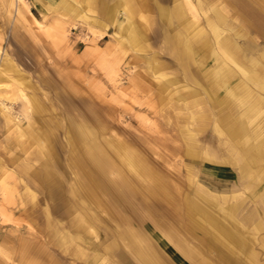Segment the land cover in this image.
I'll return each mask as SVG.
<instances>
[{
  "label": "rangeland",
  "instance_id": "rangeland-1",
  "mask_svg": "<svg viewBox=\"0 0 264 264\" xmlns=\"http://www.w3.org/2000/svg\"><path fill=\"white\" fill-rule=\"evenodd\" d=\"M259 31L264 0H0V264H264Z\"/></svg>",
  "mask_w": 264,
  "mask_h": 264
},
{
  "label": "crops",
  "instance_id": "crops-1",
  "mask_svg": "<svg viewBox=\"0 0 264 264\" xmlns=\"http://www.w3.org/2000/svg\"><path fill=\"white\" fill-rule=\"evenodd\" d=\"M165 16L167 17V19H169L167 15H165ZM260 33L264 34L262 32H260ZM203 91L205 94L211 95V93L207 89H204ZM250 138H251V136L248 135L244 131L236 132L235 134L233 133L230 135L231 140H230L229 150L232 153L233 157H235V159L239 158V154L242 153V151H246L248 149L249 146H247V145H250V144H248V142L251 143ZM257 175L258 176H256V180L264 179V171H260L259 174H257ZM220 195H222V194H220ZM216 196H217V194H216ZM211 198L212 197L208 193L200 190V193H199L200 201H204L205 203L207 202V203L212 204ZM195 218H192V220ZM226 225L229 226L230 230H227ZM234 225H235V223L233 221H229V223H227L226 221H222L221 219H217V218L212 217L211 221L209 220L208 229H209V231H212L214 236L217 237L223 244L229 246L230 248H232V247L237 248L236 246H232V244H234L236 241H238L237 236L234 234L235 231L232 230ZM248 244H247L246 248H248ZM241 248H245V246H241ZM142 254H140V255L137 254V259L139 260V262L141 264H147L148 262H150L151 264H159L158 260L154 256L149 255V254H147V256H146L144 253H142ZM230 257H231L230 258V260H231L230 264H237V262L234 258L235 253H231Z\"/></svg>",
  "mask_w": 264,
  "mask_h": 264
},
{
  "label": "bare ground",
  "instance_id": "bare-ground-1",
  "mask_svg": "<svg viewBox=\"0 0 264 264\" xmlns=\"http://www.w3.org/2000/svg\"><path fill=\"white\" fill-rule=\"evenodd\" d=\"M110 14V13H109ZM244 14V13H243ZM166 17V16H165ZM252 19V18H251ZM28 107V106H27ZM34 110V109H33ZM29 111V110H28ZM35 112V111H34ZM36 113V112H35ZM35 119V118H34ZM35 121V120H34ZM34 124V123H33ZM31 133H32V131H31ZM35 137H37V136H34V138ZM48 138V137H47ZM36 139V138H35ZM38 140V139H37ZM41 141V140H40ZM36 142H38V141H36ZM40 143V142H39ZM40 146H41V144H40ZM86 155L89 157V159H91L92 160V158H91V156L89 155V153H87V151H86ZM189 221V220H188ZM209 223V222H208Z\"/></svg>",
  "mask_w": 264,
  "mask_h": 264
}]
</instances>
